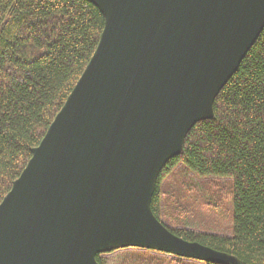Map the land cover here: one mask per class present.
I'll list each match as a JSON object with an SVG mask.
<instances>
[{
	"label": "water",
	"instance_id": "95a60500",
	"mask_svg": "<svg viewBox=\"0 0 264 264\" xmlns=\"http://www.w3.org/2000/svg\"><path fill=\"white\" fill-rule=\"evenodd\" d=\"M95 50L0 202V264H98L138 247L237 260L175 235L150 208L181 153L264 28V0H88Z\"/></svg>",
	"mask_w": 264,
	"mask_h": 264
},
{
	"label": "trees",
	"instance_id": "16d2710c",
	"mask_svg": "<svg viewBox=\"0 0 264 264\" xmlns=\"http://www.w3.org/2000/svg\"><path fill=\"white\" fill-rule=\"evenodd\" d=\"M103 25L102 12L88 0H0V202L81 76ZM213 112L161 168L151 211L161 221L160 184L178 164L198 177L227 178L229 236L167 227L236 264H264V28L216 96ZM96 261L102 264L98 255Z\"/></svg>",
	"mask_w": 264,
	"mask_h": 264
},
{
	"label": "rangeland",
	"instance_id": "374dc122",
	"mask_svg": "<svg viewBox=\"0 0 264 264\" xmlns=\"http://www.w3.org/2000/svg\"><path fill=\"white\" fill-rule=\"evenodd\" d=\"M230 187L231 181L227 178L198 177L178 164L160 184L162 223L172 229L229 236L232 231ZM98 258L102 264H203L130 246L105 250Z\"/></svg>",
	"mask_w": 264,
	"mask_h": 264
}]
</instances>
